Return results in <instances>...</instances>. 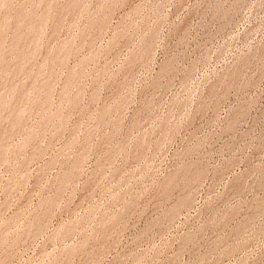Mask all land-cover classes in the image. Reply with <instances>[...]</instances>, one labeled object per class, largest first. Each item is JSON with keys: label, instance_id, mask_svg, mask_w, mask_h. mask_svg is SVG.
<instances>
[{"label": "rangeland", "instance_id": "rangeland-1", "mask_svg": "<svg viewBox=\"0 0 264 264\" xmlns=\"http://www.w3.org/2000/svg\"><path fill=\"white\" fill-rule=\"evenodd\" d=\"M0 264H264V0H0Z\"/></svg>", "mask_w": 264, "mask_h": 264}]
</instances>
